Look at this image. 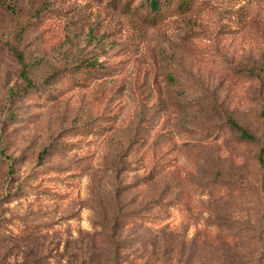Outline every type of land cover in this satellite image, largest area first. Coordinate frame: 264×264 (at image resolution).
I'll return each mask as SVG.
<instances>
[{"label": "rangeland", "instance_id": "obj_1", "mask_svg": "<svg viewBox=\"0 0 264 264\" xmlns=\"http://www.w3.org/2000/svg\"><path fill=\"white\" fill-rule=\"evenodd\" d=\"M150 3L0 0V264H264V0Z\"/></svg>", "mask_w": 264, "mask_h": 264}, {"label": "trees", "instance_id": "obj_2", "mask_svg": "<svg viewBox=\"0 0 264 264\" xmlns=\"http://www.w3.org/2000/svg\"><path fill=\"white\" fill-rule=\"evenodd\" d=\"M206 0H151V8L153 11L152 16L154 18H162L164 16V9L163 7L166 5L168 7L173 6V11L177 14H183L188 11H191L193 8H195L196 5L205 3ZM17 57L19 61L24 63V56L21 53H17ZM23 78L32 85V82L29 78V76L26 74V72L23 70ZM256 76V73L253 72ZM229 123L240 132V135L242 138H245L249 141L255 142L259 145L260 149L257 153V159L259 161L261 169L264 170V145L262 143V139L260 137H257L252 132L248 131L246 128H244L242 125L238 124L235 120L230 119ZM0 157L8 162L9 168L11 171L14 170V163L12 162L11 157L5 153L4 150H0ZM163 203V202H162ZM167 203V202H166ZM164 204V203H163ZM167 205V204H166ZM168 208H164V210H160L162 214L167 213ZM158 216V214H157ZM223 240V242H231L230 238H220ZM112 263L113 264H121L123 261L122 256L118 251H114L112 255Z\"/></svg>", "mask_w": 264, "mask_h": 264}]
</instances>
